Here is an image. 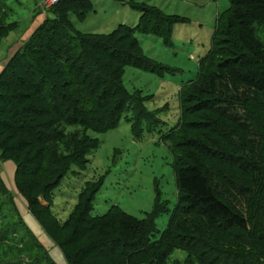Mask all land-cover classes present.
<instances>
[{"label":"trees","instance_id":"trees-1","mask_svg":"<svg viewBox=\"0 0 264 264\" xmlns=\"http://www.w3.org/2000/svg\"><path fill=\"white\" fill-rule=\"evenodd\" d=\"M229 2L216 23L210 49L200 59L196 79L180 91L181 125L167 137L173 143L185 215L218 226L225 236L233 233L231 245L171 229L153 240L155 219L162 213L158 202L144 219L119 206L91 216L94 190L81 195L62 226L69 227L83 205L87 230L96 228L99 235L75 254L77 259L61 245L69 264L95 258L138 264L139 257L144 264H167L171 251L179 248L188 251L191 264H264V41L258 34L264 27V0ZM142 8L136 27L83 33L72 16L86 19L93 1L60 0L0 73V160L16 163L17 185L30 205L41 207L40 197L49 201L50 208L41 207L48 215L63 179L86 169L88 155L100 145L89 132L117 128L128 110L135 133L144 123L150 128L160 124L157 113L146 108L151 97L127 89L125 72L129 66L160 74L169 70L144 54L137 34L169 41L173 24L185 21L155 7ZM17 26H0V44ZM182 128L198 136L175 140ZM214 171L234 190L239 204L226 198ZM9 192L0 177V198ZM41 225L49 235V225ZM77 235L68 243L80 241Z\"/></svg>","mask_w":264,"mask_h":264},{"label":"rangeland","instance_id":"rangeland-1","mask_svg":"<svg viewBox=\"0 0 264 264\" xmlns=\"http://www.w3.org/2000/svg\"><path fill=\"white\" fill-rule=\"evenodd\" d=\"M44 1L0 0V17H3L0 26L3 23L18 25L0 44V73L24 41L53 13V6L46 8ZM92 1L94 9L86 19L78 20L72 16L80 32L109 34L120 25L136 27L144 13L143 5L185 21L173 24L169 41L153 34H137L144 54L169 70L160 74L129 66L125 72L127 89L131 92L141 90L144 98L151 97L145 105L149 112L157 113L160 124H152L150 128L144 123L142 131L135 133L133 115L128 110L117 128L105 133L89 132L99 139L100 145L88 155L86 169L63 179L53 195L49 215L41 208H50L49 201L40 197L41 207L32 206L27 201L16 182V163L0 160V177L10 191L9 195L0 198V264H69L61 245H66L77 259L75 254L92 244L99 230H87L89 225L83 216V205L69 227L62 225L69 220L81 195H91L94 190L96 197L91 216L106 214L111 207L119 206L130 215L144 219L154 212L158 202L162 213L155 219L153 240L159 241L164 232L171 229L199 238H211L213 244L219 242L220 246L231 245L233 233L225 236L216 228L218 226L212 227L202 218L185 215L177 188L173 143L167 137L172 128L181 125L180 91L186 82L196 79L200 59L210 49L216 23L229 8V0ZM227 20L224 18L223 22ZM258 34L264 41V27H260ZM181 135L198 136L196 131L182 128L175 140H180ZM214 173L226 198L239 204L234 190L219 180L217 172ZM45 222L50 227V236L41 225ZM89 231L91 234L83 236ZM77 233L75 239L80 238V241L68 243ZM143 260L139 257L138 264H144ZM80 263L128 264L120 258H95ZM167 264H191V256L185 249H174Z\"/></svg>","mask_w":264,"mask_h":264},{"label":"built area","instance_id":"built-area-1","mask_svg":"<svg viewBox=\"0 0 264 264\" xmlns=\"http://www.w3.org/2000/svg\"><path fill=\"white\" fill-rule=\"evenodd\" d=\"M60 0H45L44 5L46 8L56 5Z\"/></svg>","mask_w":264,"mask_h":264}]
</instances>
